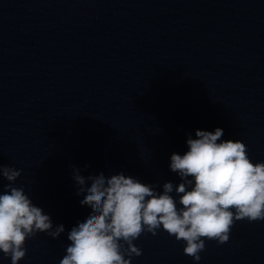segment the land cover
<instances>
[{
  "label": "clouds",
  "instance_id": "clouds-1",
  "mask_svg": "<svg viewBox=\"0 0 264 264\" xmlns=\"http://www.w3.org/2000/svg\"><path fill=\"white\" fill-rule=\"evenodd\" d=\"M223 135L219 127L189 135L188 150L170 156V170L181 182H165L162 191L123 173L85 177L73 169L80 204L91 211L68 232L60 264H131L142 254L134 241L145 233L157 235L161 227L183 241L184 254L198 262L203 238L222 245L237 221H264V162L253 163L241 140H222ZM21 171L0 164V176L10 182L0 192V253L11 264L26 257V240L37 233L55 239L65 231L23 187L14 186Z\"/></svg>",
  "mask_w": 264,
  "mask_h": 264
}]
</instances>
